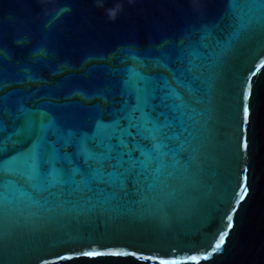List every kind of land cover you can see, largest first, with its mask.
<instances>
[{
	"label": "water",
	"instance_id": "1",
	"mask_svg": "<svg viewBox=\"0 0 264 264\" xmlns=\"http://www.w3.org/2000/svg\"><path fill=\"white\" fill-rule=\"evenodd\" d=\"M0 264H264V0H0Z\"/></svg>",
	"mask_w": 264,
	"mask_h": 264
},
{
	"label": "snow or ice",
	"instance_id": "2",
	"mask_svg": "<svg viewBox=\"0 0 264 264\" xmlns=\"http://www.w3.org/2000/svg\"><path fill=\"white\" fill-rule=\"evenodd\" d=\"M239 35V33H237ZM244 113H245V117H247V114H248V109L245 107L244 109ZM247 190L245 189V192ZM244 197L241 196L240 199L242 200ZM227 221H229V223H227L225 225V229H230L233 225L231 223V220H232V217L231 216H227L226 217ZM228 235V231L227 230H224L223 234L222 235H219V239H218V242L215 244V248L216 249H220L221 246L225 243V237ZM88 255H94L93 253H88Z\"/></svg>",
	"mask_w": 264,
	"mask_h": 264
},
{
	"label": "clouds",
	"instance_id": "3",
	"mask_svg": "<svg viewBox=\"0 0 264 264\" xmlns=\"http://www.w3.org/2000/svg\"><path fill=\"white\" fill-rule=\"evenodd\" d=\"M109 15H110V17L114 18L115 17V12L113 10H109Z\"/></svg>",
	"mask_w": 264,
	"mask_h": 264
}]
</instances>
